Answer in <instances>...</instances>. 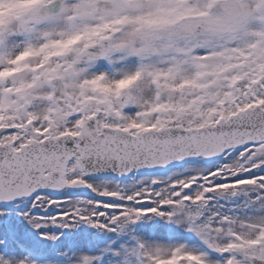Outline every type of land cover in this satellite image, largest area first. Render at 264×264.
Here are the masks:
<instances>
[{
    "label": "snow or ice",
    "instance_id": "6c2138e0",
    "mask_svg": "<svg viewBox=\"0 0 264 264\" xmlns=\"http://www.w3.org/2000/svg\"><path fill=\"white\" fill-rule=\"evenodd\" d=\"M0 264H264V0H0Z\"/></svg>",
    "mask_w": 264,
    "mask_h": 264
},
{
    "label": "rangeland",
    "instance_id": "374dc122",
    "mask_svg": "<svg viewBox=\"0 0 264 264\" xmlns=\"http://www.w3.org/2000/svg\"><path fill=\"white\" fill-rule=\"evenodd\" d=\"M152 177L153 176H148V177L141 178L139 180H143L144 182H147ZM134 181L135 180H131L129 184L133 183ZM108 182H112V181L109 180ZM84 198H92V197H84ZM75 231L78 233V236L82 241H88L90 239H94L97 242L105 241V235L103 233L97 232L96 230L89 228L87 225H81ZM70 239L71 237L65 234L63 237H61V240L59 242L53 243V242L40 241L37 236L33 235V241L35 243V251L37 252L41 250H44V251L55 250L58 246L62 247Z\"/></svg>",
    "mask_w": 264,
    "mask_h": 264
},
{
    "label": "water",
    "instance_id": "95a60500",
    "mask_svg": "<svg viewBox=\"0 0 264 264\" xmlns=\"http://www.w3.org/2000/svg\"><path fill=\"white\" fill-rule=\"evenodd\" d=\"M179 163H182V162H177L176 164H179ZM157 170H155V169H141V170H139L138 172H156ZM97 175H112V176H115V177H118V178H120V177H125V176H118V175H115V174H113V173H110V172H106V173H99V174H97ZM130 175V174H129Z\"/></svg>",
    "mask_w": 264,
    "mask_h": 264
},
{
    "label": "bare ground",
    "instance_id": "6f19581e",
    "mask_svg": "<svg viewBox=\"0 0 264 264\" xmlns=\"http://www.w3.org/2000/svg\"><path fill=\"white\" fill-rule=\"evenodd\" d=\"M101 178V177H100ZM103 179V178H102ZM104 181H107V180H105V179H103Z\"/></svg>",
    "mask_w": 264,
    "mask_h": 264
}]
</instances>
